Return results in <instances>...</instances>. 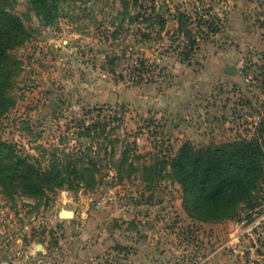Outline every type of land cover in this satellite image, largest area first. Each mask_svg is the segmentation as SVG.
<instances>
[{
	"label": "rangeland",
	"instance_id": "1",
	"mask_svg": "<svg viewBox=\"0 0 264 264\" xmlns=\"http://www.w3.org/2000/svg\"><path fill=\"white\" fill-rule=\"evenodd\" d=\"M0 1L26 32L1 140L95 179L38 200L0 191V264H244L232 233L264 182L231 217L198 220L170 164L184 143L264 140V0H59L52 23Z\"/></svg>",
	"mask_w": 264,
	"mask_h": 264
},
{
	"label": "trees",
	"instance_id": "2",
	"mask_svg": "<svg viewBox=\"0 0 264 264\" xmlns=\"http://www.w3.org/2000/svg\"><path fill=\"white\" fill-rule=\"evenodd\" d=\"M59 0H31L37 14L48 23L56 16ZM26 32L22 21L8 12L0 1V117L13 105L9 91L18 68L9 51L20 44ZM89 131L88 128H86ZM172 176L182 188L183 208L198 220L218 221L229 218L240 204L252 199V192L264 182V140L228 142L220 146L196 149L184 143L171 159ZM92 188L95 179L89 169L73 162L52 161L45 168L27 156L15 153L14 146L0 137V191L12 199L16 193L32 200L47 191L77 190L86 180ZM249 204L250 209L254 208Z\"/></svg>",
	"mask_w": 264,
	"mask_h": 264
},
{
	"label": "built area",
	"instance_id": "3",
	"mask_svg": "<svg viewBox=\"0 0 264 264\" xmlns=\"http://www.w3.org/2000/svg\"><path fill=\"white\" fill-rule=\"evenodd\" d=\"M259 118H257V123ZM264 199L259 205L247 210L239 221L235 223L232 236L236 242L244 240L247 243L244 264H253V261L264 258Z\"/></svg>",
	"mask_w": 264,
	"mask_h": 264
},
{
	"label": "water",
	"instance_id": "4",
	"mask_svg": "<svg viewBox=\"0 0 264 264\" xmlns=\"http://www.w3.org/2000/svg\"><path fill=\"white\" fill-rule=\"evenodd\" d=\"M227 72H234V70H226ZM59 216L61 217H72V213L69 212V211H65V210H62L60 213H59ZM36 249H39V245L36 246Z\"/></svg>",
	"mask_w": 264,
	"mask_h": 264
}]
</instances>
